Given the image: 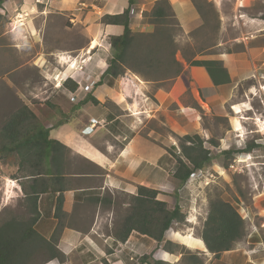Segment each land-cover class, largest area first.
Listing matches in <instances>:
<instances>
[{
  "label": "crops",
  "instance_id": "obj_1",
  "mask_svg": "<svg viewBox=\"0 0 264 264\" xmlns=\"http://www.w3.org/2000/svg\"><path fill=\"white\" fill-rule=\"evenodd\" d=\"M148 1L153 6L156 0ZM168 2L176 14L178 9L187 8L179 0ZM145 6L144 0H134L130 6L134 8V14L130 16L133 32L150 30V26L143 24L142 15L138 14L141 10L146 12ZM127 7L128 0H5L0 8V15L6 17L11 13L9 20L14 18L13 22L20 24L19 30L13 34L14 48L23 47L21 39L25 36L30 43H40L43 47L48 23L65 17V29L79 28L82 42L73 49L66 44L53 45L50 55L55 61L61 54H80L87 58L83 73L77 74L75 81L68 79L71 85H76L74 91L55 85L53 67L46 65L43 83L45 86L49 81L52 88H41L31 93V100H22L47 130L49 138L69 151L63 158L57 153L52 159L41 158L39 169L42 173L47 170L49 174L36 177L44 179L43 183L46 181L48 186V191L37 195L39 218L36 231L49 238L58 224L64 226L58 249L65 260L46 264H147L141 258L155 247L154 240L137 233H132L123 244L114 238L115 198L119 195L135 196L138 186L164 194L158 197L159 200H167L168 196L175 198V191H179L175 190L176 184L171 179L175 171L170 162L173 158L160 135L148 126L161 118L167 101L169 106L175 102L184 109L176 97L179 87H186L183 74L177 77V83L170 90L161 87L154 92L149 90V83L129 70L116 78L104 74L113 55L108 39L119 36L123 29L102 24L100 19L106 14H121ZM50 16L55 17L49 20ZM89 47L92 49L90 55L85 54ZM185 67L191 69L196 80L204 81V88L219 90L230 84L213 87L202 67H188L184 62ZM65 72L73 73L69 68ZM230 79L233 81L231 76ZM93 99L98 104H93ZM5 111L1 109L0 115L6 114L8 118L10 114ZM20 160L19 155L11 152L0 155V168L6 164L10 175L4 180L13 185L12 191L19 199L24 197L21 186L28 192L32 178L16 176V179L13 176L17 170L14 164ZM23 161L32 163L36 160L30 155ZM29 170L30 167L25 165V176L29 175ZM60 199L61 213L56 216L55 207ZM256 215L263 217L262 220L258 221ZM246 219L249 232L236 244L244 249V264H264V208L256 204ZM254 222H259V227ZM167 239L178 242L175 235H165ZM254 252L258 253L260 260H253ZM179 258L171 254L166 257V262L175 264Z\"/></svg>",
  "mask_w": 264,
  "mask_h": 264
},
{
  "label": "rangeland",
  "instance_id": "obj_2",
  "mask_svg": "<svg viewBox=\"0 0 264 264\" xmlns=\"http://www.w3.org/2000/svg\"><path fill=\"white\" fill-rule=\"evenodd\" d=\"M179 1L188 8L178 9L176 14L171 6L181 27L175 37L180 52L190 55L197 49L210 47L195 59L222 61L233 81L219 90L204 88L203 80H196L190 68H183L182 81L186 87L180 86L176 97L184 109L175 102L169 106L167 101L161 118L148 126L166 144L165 148L174 160L170 159L173 170L176 169L175 159L180 156V138L184 136H199L211 156L210 166L194 173L201 172L200 175L189 178L181 188L176 184L175 190L179 191H175L176 197L171 199L170 206L178 204L185 218L183 223L173 224L165 235H175L178 242L174 240L172 243L180 245L184 254L188 252L197 256L203 264H244L242 246L235 244L229 251L233 254L224 252L215 258L206 253L205 246L189 247L186 238L191 236L204 245L199 235L208 213L209 200L216 196L229 202L245 221V236L249 232L246 215L256 204L264 208V0ZM194 2L199 3L205 13L208 11L205 20L196 11ZM144 3L148 12L151 1L144 0ZM10 15L6 14L0 21V110H6L8 115L23 105L22 100H31V93L52 88L49 81L44 86V68L46 65L52 66L53 70L54 67H65L58 63L63 58L55 61L50 55L53 45L66 44L73 49L82 42L80 29H65L67 20L60 17L48 23L43 47L40 43H30L25 36L21 39L23 47L16 49L13 34L19 30L20 24L13 22L14 18L9 20ZM53 17L50 16L49 20ZM176 59L183 65L181 53L176 54ZM52 76L56 78L55 73ZM176 79L164 84L144 80L154 92L161 87L170 90ZM5 117L6 114L0 117V124ZM234 119L241 126L239 132L234 130ZM245 147L252 149L244 153ZM227 150L234 154L224 155ZM5 165L0 168V220L8 217L10 212L14 215L24 212L20 206L22 198H17L12 191L13 185L4 180L10 176ZM128 203L129 199L124 195L115 198L116 223L126 215ZM255 218L261 221L263 217L256 215ZM254 223L259 227V222ZM254 253L253 260H260L258 253ZM177 256L180 258L175 264H182V255Z\"/></svg>",
  "mask_w": 264,
  "mask_h": 264
},
{
  "label": "trees",
  "instance_id": "obj_3",
  "mask_svg": "<svg viewBox=\"0 0 264 264\" xmlns=\"http://www.w3.org/2000/svg\"><path fill=\"white\" fill-rule=\"evenodd\" d=\"M4 1L0 0V8ZM205 3L211 7L210 3ZM132 4L134 0H128V7L121 14H106L100 19L102 24L120 26L123 29L119 36L108 39L113 55L108 60L105 75L116 78L129 70L147 81L164 84L183 74V65L176 59L179 52L188 67H202L205 70L213 87L231 82L222 61L195 59L210 47L197 49L190 55L180 52L175 37L181 27L168 0H156L152 8L142 14L143 24L150 26L147 32H133L130 29L129 7ZM194 5L205 20L208 11L205 13L197 2ZM3 18L0 15V21ZM63 86L70 91L76 89V85H71L70 80L65 81ZM92 103L98 104L94 99ZM180 141V156L175 159L176 169L171 176L178 188L183 187L196 171H203L211 164L210 151L203 146L199 136H184ZM251 149L245 147L242 152L249 153ZM9 152L21 158L14 164L17 170L13 176L32 178L28 192L21 186L24 191L20 204L24 208L23 214L14 215L10 212L8 217L0 220V264H46L53 260L62 263L65 256L59 251L58 242L64 226L58 224L49 238L42 237L35 229L39 218L37 195L48 191L46 181L43 183L44 179L36 177L49 174L47 170L42 173L39 169L41 158L52 159L55 153L63 158L69 151L50 139L47 130L35 115L26 106L20 105L0 127V155ZM223 154L231 156L234 152L227 150ZM30 155L36 161H23ZM25 165L30 167L28 176L24 175ZM161 195L164 196L156 190L138 186L135 196H127L129 203L126 215L116 223L114 238L123 244L132 233H137L154 240L155 247L141 258L147 264H168L166 257L171 254L182 255V264H203L197 256L188 252L184 254L180 245L165 240V233L173 224L183 223L185 217L178 204L170 206L171 196L167 200H159ZM61 206L60 199L55 207L56 216L61 213ZM199 236L207 252L218 258L222 253L232 250L245 236V221L229 202L216 196L209 200L208 213Z\"/></svg>",
  "mask_w": 264,
  "mask_h": 264
},
{
  "label": "built area",
  "instance_id": "obj_4",
  "mask_svg": "<svg viewBox=\"0 0 264 264\" xmlns=\"http://www.w3.org/2000/svg\"><path fill=\"white\" fill-rule=\"evenodd\" d=\"M144 12L141 10L138 12L139 15H142ZM134 14V8L133 7H129V16H132ZM91 47L88 48V50L86 51L85 54L90 55L91 53ZM59 58H63V60L58 61L59 65L61 66H65L63 69L61 68H57L55 67L54 72H55V77L53 76V80H55L56 85H58V87L62 86L64 84L65 81H67L68 79L74 80L75 76L77 74H82L83 73V66L85 65V63L87 62L86 59L87 58H82V56H80V54H76L74 56H72L71 54H67L64 57H59ZM57 63V64H58ZM69 68L73 71L72 74H66V69ZM75 81V80H74ZM90 85H93L92 83ZM200 173L198 174H193L191 175V179L192 177L194 178L196 175H200ZM190 179V180H191Z\"/></svg>",
  "mask_w": 264,
  "mask_h": 264
},
{
  "label": "bare ground",
  "instance_id": "obj_5",
  "mask_svg": "<svg viewBox=\"0 0 264 264\" xmlns=\"http://www.w3.org/2000/svg\"><path fill=\"white\" fill-rule=\"evenodd\" d=\"M77 92V91H76ZM32 110V109H31ZM258 122H259V120H257ZM233 122H234V130L236 131V132H239V131H241V126H240V124H239V122H238V120L237 119H234L233 120ZM50 129V128H49ZM241 137V136H240ZM56 144V143H55ZM58 149V148H57ZM36 170V169H35ZM54 174V173H53ZM57 179V178H56ZM186 244L189 246V247H195V246H204L203 244L201 245V243H200V241L199 240H197V239H194L193 237H187L186 238Z\"/></svg>",
  "mask_w": 264,
  "mask_h": 264
}]
</instances>
